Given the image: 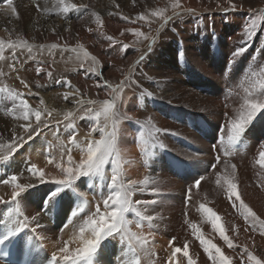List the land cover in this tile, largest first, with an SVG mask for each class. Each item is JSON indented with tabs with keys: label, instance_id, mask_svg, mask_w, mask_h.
I'll return each instance as SVG.
<instances>
[{
	"label": "bare ground",
	"instance_id": "bare-ground-1",
	"mask_svg": "<svg viewBox=\"0 0 264 264\" xmlns=\"http://www.w3.org/2000/svg\"><path fill=\"white\" fill-rule=\"evenodd\" d=\"M174 3L14 0L17 18L7 14L6 3L0 0V41L8 51L0 59V72L4 73L0 88L5 89L0 91V178L16 175V183H33L17 201H12L13 185L0 183V235L8 228L15 230L17 221L27 216L30 223L21 230L16 252L28 249L35 264L51 259L53 252L59 255L63 242H68L70 251L80 246L72 237L94 213L88 201L103 210L111 160L104 166L103 175L81 176L67 187L55 181L64 178L62 168L73 167L68 163L69 147L72 160L78 164L86 155L81 149L101 140V128L105 133L112 131L113 119L95 117L105 107L104 101L114 105L121 179L125 184L136 180L137 187L144 188L133 194L134 204L155 203L137 205L140 217L126 213L131 221L127 231L135 234L131 243L128 236L106 238L91 264H131L133 257L126 248L129 243L139 264H170L177 247L181 251L171 264H188L189 258L192 264H212L198 236L219 247L232 264H254L244 254V246L264 260V236L259 227L252 231L239 208L243 201L264 220V166L259 162V153L264 151V111L254 117L238 140L229 141V121L238 117L244 101L264 99V13H260L264 0H179L180 7L175 10ZM73 4L88 8H72ZM94 13L100 16L102 27L95 22ZM18 40L33 45L34 59H29L22 47L15 50L17 59H12V50L6 45ZM39 45L45 47L40 49ZM239 49L245 50L234 55ZM83 51L89 53L87 59ZM12 64L15 71L9 67ZM38 64L45 69L39 75ZM46 71L53 73L51 79ZM65 93L72 95L65 99ZM20 100L27 101L33 110L28 121L18 118L22 115L17 110ZM76 100L84 103L77 105ZM35 110L42 111V120L51 122L46 127L41 125L39 134L33 133L28 139L21 125L35 127ZM47 112L52 116L47 117ZM22 135L25 139L21 145L18 139ZM219 135L222 142L217 140ZM73 137L78 147L71 144ZM235 143L238 150L231 148ZM13 144L16 150L9 152ZM31 164L38 169L36 176L27 172ZM41 171L44 182L38 179ZM145 176L149 177L147 184L140 185ZM225 176L236 183L240 200L214 185L219 178V185L225 186ZM201 177L205 179L198 189L192 188L186 205L189 187ZM54 192L57 195L49 198ZM82 194H87L88 203ZM17 204L20 212L9 215V208ZM201 204L220 217L217 224L224 228L233 247L212 227ZM75 209L77 215L69 226L73 229L58 230V224L69 222ZM33 215H39L40 227L31 222ZM147 216L153 219H144ZM192 225L199 231L194 232ZM137 237L147 239L143 248ZM33 238L38 243L32 244ZM185 244L188 257L183 255Z\"/></svg>",
	"mask_w": 264,
	"mask_h": 264
},
{
	"label": "snow or ice",
	"instance_id": "snow-or-ice-1",
	"mask_svg": "<svg viewBox=\"0 0 264 264\" xmlns=\"http://www.w3.org/2000/svg\"><path fill=\"white\" fill-rule=\"evenodd\" d=\"M4 3H6V10L7 14L10 16L18 17L17 7L14 4V0H3ZM61 3H63V0H61ZM72 8H88V5H80L77 6L75 4L71 5ZM179 0H175V3L173 5L174 10L179 8ZM233 9H235L237 6L232 5ZM3 10V9H0ZM67 8H64V11H67ZM173 14H177L175 11ZM95 15V22L97 23L98 27H102V21L98 14ZM156 15H161L162 13H157ZM170 17L165 18V21L169 19ZM124 19H127L126 17ZM139 19H144L143 16H140ZM91 31V29H89ZM111 39V38H110ZM147 39V37H145ZM150 46V45H149ZM5 43L3 41H0V59L3 58V51H4ZM7 47H9L12 50V59L15 61L17 59L15 50L18 47H22L27 49L29 53V59H34V56L32 55L33 52V45L29 44L27 41L24 40H18V41H9L7 44ZM40 49H43L44 45L38 46ZM53 49L57 47V45L53 44L51 45ZM126 47V46H125ZM81 49H83V45L80 46ZM245 49H239L234 55H240ZM73 51H76L73 49ZM89 57V53L87 51H83V58L87 59ZM80 59V56L77 57ZM143 59V57H141ZM92 61H96V57H91ZM83 66V65H81ZM9 67L15 71V65H9ZM42 71H45L42 67L38 66L36 67V73L39 75ZM4 73L0 72V75H3ZM46 75L49 79L52 78L53 73L51 71H46ZM97 75H100L97 73ZM57 83H64L67 84L68 81L64 80H57ZM21 83H24V81H21ZM27 86V85H26ZM37 87H40L39 83L37 82ZM109 87H111L109 85ZM0 91H5V89L0 88ZM115 91V90H114ZM14 97H19V93H12ZM69 95H72L71 93H65V99H68ZM77 105H81L84 103L83 100H76L75 101ZM89 103H92L89 101ZM105 107L103 108L102 112H96L95 117L98 119L101 115L104 116L105 120L113 119V129L111 132L105 133L104 128L100 129L101 132V140L94 141L92 143H89L86 149H81L82 152H85L86 155L82 156L79 160V163L76 164L72 160L71 156V147H69L67 151V158L68 163L72 164L73 167L68 168H62V164H57L58 168H62L63 173H65V176L63 179L56 180L55 182L62 186H71L74 181H76L79 177L89 175V174H100L103 175L104 166L109 163V160H111V179L108 183L107 187L109 189L108 194L106 198L103 199V210H101L100 205L97 204L96 211L92 214V216L84 222L83 225H81L78 229V234H73V239L78 241V246L75 251H70L68 247V242H63L61 246L58 248V253L53 252L50 260V264H61V261H63V264H80L81 261L87 262V264H91L92 259L94 255L97 252V249L100 246V243L105 240L106 238L113 236V235H119L120 237L128 236L129 242L131 243V239L135 237V234H129L127 231L128 225L131 223L126 218V213L133 212L136 216L140 217L141 212L138 210L137 205L140 204H149V203H155V201H136L135 204L132 201V196L137 191H143V187H137L138 182L136 180H131L127 184L123 182L121 179V170H120V152L116 147V120L114 119L115 113L112 111L113 109V103L109 101H104ZM19 112H21V116L18 118H22L25 121H28L30 116L33 115V110L29 108V105L27 101L20 100L19 101V107L17 109ZM90 111V110H89ZM264 111V99H246L241 106V111L239 112V115L237 118L232 119L229 121V141L235 142L239 139L240 135L246 130V128L250 125L254 117ZM52 112H47V117H51ZM34 117L36 121L35 127H33L30 123L29 124H23L21 125V128H23L24 133L27 135L28 139L32 138V134L36 133L39 134L38 129L43 126H48V124L51 122L49 119L42 120V111L41 110H35L34 111ZM71 127V125H69ZM95 130V129H93ZM143 135V133L141 134ZM15 138V137H14ZM24 136H20L18 139L19 144H23L24 142ZM71 144L73 146H79L76 143L75 137H73ZM16 144H13L12 147L8 149L9 152H13L16 150ZM261 148L264 149V144H261ZM260 155V164L264 166V151H261L259 153ZM8 157H4V159H7ZM220 158L217 157V163H219ZM232 171L235 172V165H232ZM27 172L32 173L33 176H36L38 169L35 164H31L30 167L27 168ZM23 174V173H22ZM38 179L41 182H44V174L41 171ZM149 177L145 176L144 180L140 181V185H146L148 182ZM204 177H201L200 179L196 180L188 189V195L186 197V205L191 200V192L192 188H199L201 185V182L204 180ZM17 176L11 175L10 178H0V183L4 185H13V190L11 193L12 201H17V198L20 196V193H22L26 188H30L33 186V183L28 184H20L16 183ZM225 184L227 185V191L229 197L235 195L237 200H240L239 195L236 194V188L237 185L234 183L231 179H229L227 176H225L224 180ZM217 183H220V179L217 178ZM60 191V189L57 190V192ZM57 192H54L51 194V196L57 195ZM83 198L85 199V203H87L86 195L82 194ZM51 198V197H50ZM3 202V201H0ZM200 208L203 212L208 213L211 218V224L214 229H218L221 237L225 241V243L228 244V246L231 248L233 247V242L229 239L227 235H225V230L223 227H220L217 224V221L220 220V217L214 213L210 208H207L204 206V204L200 205ZM240 208V214L244 217L246 222H249L251 225V229L253 232L257 231V228L259 227L260 234L264 236V220H260L258 216L249 208L246 204L243 203V201L240 202L239 205ZM80 211H83V209H80ZM9 215H11L13 212L19 213L20 212V206L19 204L16 205V207L9 208L8 210ZM73 217L77 215V210L75 209L73 211ZM144 219H147L148 221H151L153 217L147 216L144 217ZM31 222L36 223L37 227H40L39 224V215H33L31 217ZM29 218L27 216L24 217L23 221H17V227H15V232L9 231L6 235L3 237H0V244H3L5 240L9 239V237L13 236L16 232H19L23 230L25 227L29 226ZM73 223L72 219L70 218L69 222L64 226L65 228H68ZM139 226V224L137 225ZM192 228L194 232H198L199 230L196 228L195 225H192ZM247 230V229H246ZM33 232L36 231L35 228L32 229ZM200 240V244L204 246V251L209 253V259L212 261V264H232V259L229 256H226L219 247H217L215 244H211L210 241H207L203 238V236L197 237ZM137 242L140 244V246L143 248L145 244H147L146 238H136ZM211 249L215 250V254L211 253ZM181 251V248L177 247L172 252L171 257L169 258L170 264L175 259L176 254ZM244 254L247 255V258L249 261H253L254 264H264V260L258 259L255 255H253L251 252L248 251L247 246H244ZM183 255L184 257H188V245L185 244L183 248ZM137 264H139V261H137ZM188 264H192L191 258L188 259Z\"/></svg>",
	"mask_w": 264,
	"mask_h": 264
},
{
	"label": "rangeland",
	"instance_id": "rangeland-1",
	"mask_svg": "<svg viewBox=\"0 0 264 264\" xmlns=\"http://www.w3.org/2000/svg\"><path fill=\"white\" fill-rule=\"evenodd\" d=\"M1 5V4H0ZM2 7H5L4 5H2ZM0 9H1V7H0ZM260 13H264V10H262V11H260ZM7 46V45H6ZM5 48V47H4ZM8 48V47H7ZM6 48V49H7ZM7 50H5V51H3V58L2 59H4L5 57H6V55H7ZM232 63H230V65H231ZM220 130H221V128H220ZM212 169H213V167H212ZM214 185L216 186V185H218L221 189H222V193H224L225 195H228V191H227V185H225V186H221V185H219L217 182L216 183H214ZM214 186V187H215ZM50 197H52L51 195L49 196V198ZM89 202V204L91 205V208H92V211H96V204H95V202L94 201H88ZM87 202V203H88ZM61 203V201L59 200V202H58V205ZM64 203V202H63ZM71 216V215H70ZM70 216L68 217V219H70ZM72 219V218H71ZM74 220V219H73ZM72 220V221H73ZM75 220H76V218H75ZM77 222V221H76ZM68 222H62V223H60V224H58V230H61V232H65L67 229H73L72 227H68L66 230L64 229L63 230V228H64V226L67 224ZM52 225L53 226H55V224H53L52 223ZM33 240H34V242H33ZM33 240H32V244H36V242L38 243V240H37V238H33ZM126 248H127V251H128V253L133 257L132 259H131V264H134V262H135V264H137V261H139V258L138 257H136V255H135V251L133 250V248L131 247V245H130V243L129 244H126ZM136 259V260H135ZM85 263V261H82L81 262V264H84ZM164 264H167V262H165Z\"/></svg>",
	"mask_w": 264,
	"mask_h": 264
}]
</instances>
